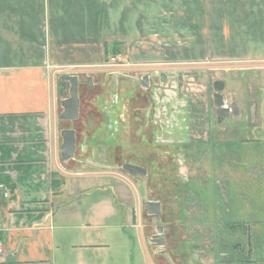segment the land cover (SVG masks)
Segmentation results:
<instances>
[{
	"label": "rangeland",
	"instance_id": "obj_1",
	"mask_svg": "<svg viewBox=\"0 0 264 264\" xmlns=\"http://www.w3.org/2000/svg\"><path fill=\"white\" fill-rule=\"evenodd\" d=\"M159 6L165 15L184 9ZM182 28L172 31L179 36L168 30L160 37L167 47L162 66L139 65L138 52L131 51V61L117 62L125 66L108 62L79 74L80 80L92 79V89L79 93L76 121H59L60 129L76 133L74 161L67 166L82 169L66 178L67 184L89 180L90 196L79 205L94 221L109 214L108 226L90 230L103 246L82 250L91 264H238L241 250L247 264H264L262 76L254 68L218 60L193 65L167 59L181 55ZM159 73L166 74L165 83ZM144 74L152 76L149 91L138 85ZM219 80L226 82L224 102L242 106L240 118L230 114L229 126L216 125L213 84ZM67 96L68 90L58 94L60 114ZM251 104L257 107L253 128L248 127ZM127 163L146 169V176L124 172ZM107 184L114 197L101 192ZM147 201L161 204L157 225L165 228L163 255L149 241L156 225L144 212Z\"/></svg>",
	"mask_w": 264,
	"mask_h": 264
},
{
	"label": "crops",
	"instance_id": "obj_2",
	"mask_svg": "<svg viewBox=\"0 0 264 264\" xmlns=\"http://www.w3.org/2000/svg\"><path fill=\"white\" fill-rule=\"evenodd\" d=\"M161 4L185 10L165 15ZM179 25L181 55L167 59L254 68L264 97V0H0V178L11 186L9 199L0 192V264H91L82 250L102 245L90 230L108 226L109 214L94 221L79 205L89 180L67 184L82 169L60 159L59 77L92 73L111 57L131 61V51L139 65L162 66L160 37L179 36ZM225 105L240 118L236 100ZM256 108L248 107L249 128ZM110 187L101 192L114 197Z\"/></svg>",
	"mask_w": 264,
	"mask_h": 264
},
{
	"label": "water",
	"instance_id": "obj_3",
	"mask_svg": "<svg viewBox=\"0 0 264 264\" xmlns=\"http://www.w3.org/2000/svg\"><path fill=\"white\" fill-rule=\"evenodd\" d=\"M160 82H166V75L164 73L160 74ZM87 88L92 89V79L89 77L86 80ZM79 84L80 79L76 75H63L59 77L58 92L61 93L64 90H68V96L62 103V112L59 115V120L63 122H74L79 118L80 109V97H79ZM140 87L143 89L148 88V76H143L140 79ZM182 87V75H178V91ZM213 89L215 91L213 95V102L216 109V125L227 123L229 121V112L233 114L235 109H231V106H226L222 91L224 89V83L222 81H217L213 84ZM61 146H60V159L62 162H68L74 159L76 151V133L74 129L66 128L60 132ZM121 169L129 175L145 177L147 174L146 169L133 165V164H123ZM144 212L147 216L153 217L152 223L155 226V235L150 238V244L158 248V254L163 255L165 252L161 250L166 244L163 226L157 225V218L161 215V204L156 201H147L144 204Z\"/></svg>",
	"mask_w": 264,
	"mask_h": 264
},
{
	"label": "trees",
	"instance_id": "obj_4",
	"mask_svg": "<svg viewBox=\"0 0 264 264\" xmlns=\"http://www.w3.org/2000/svg\"><path fill=\"white\" fill-rule=\"evenodd\" d=\"M111 47H112V49L110 50V52H112V54H113L114 53L113 51L116 50V46L115 45H111ZM106 48H107V46H106ZM86 80H87L86 78L84 80H80L79 93H82L83 89H86L87 91H89V89L87 88ZM79 111H80V109H79ZM61 122H63V121H61ZM90 123H91V121H90ZM61 130H63V128ZM0 183H5V180L3 178H0ZM8 187L11 188V186H9V185H8ZM151 218L153 220V217H151ZM225 243H230V242L227 241ZM238 254H240V255L238 256ZM238 254H237V256L239 257V259H237L239 261L238 264H247V262H248L247 258L248 257H247V255H245V252L241 250V251L238 252ZM228 262H230V264H236V263H234L233 260L232 261H228Z\"/></svg>",
	"mask_w": 264,
	"mask_h": 264
},
{
	"label": "built area",
	"instance_id": "obj_5",
	"mask_svg": "<svg viewBox=\"0 0 264 264\" xmlns=\"http://www.w3.org/2000/svg\"><path fill=\"white\" fill-rule=\"evenodd\" d=\"M117 62L118 61L115 59V57H111L110 58V62L109 63L111 65H117L119 63V62L118 63ZM0 192H1L2 196H3V198H5V199H9L10 196H11L10 189H8L4 184H1V183H0ZM3 253H4V247H3L2 240L0 239V257H2Z\"/></svg>",
	"mask_w": 264,
	"mask_h": 264
},
{
	"label": "flooded vegetation",
	"instance_id": "obj_6",
	"mask_svg": "<svg viewBox=\"0 0 264 264\" xmlns=\"http://www.w3.org/2000/svg\"><path fill=\"white\" fill-rule=\"evenodd\" d=\"M160 74L161 73H159L158 74V78H159V81H160ZM148 76V88L147 89H144L145 91H149L150 90V86H151V81H152V76H150L149 74H144L143 76ZM166 75V74H165ZM142 76V77H143ZM142 77H140L139 79H138V85H139V87H140V79L142 78ZM167 78V77H166ZM177 86H178V76H177ZM141 88V87H140ZM143 89V88H142ZM231 106V109L233 108L234 109V107L232 106V105H229V107ZM217 109V108H216ZM232 111V110H231ZM230 111V112H231ZM215 114H216V110H215ZM109 130H111V126L109 127Z\"/></svg>",
	"mask_w": 264,
	"mask_h": 264
}]
</instances>
